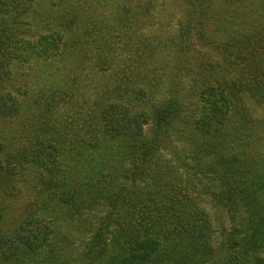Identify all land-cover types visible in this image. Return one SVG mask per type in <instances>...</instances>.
Segmentation results:
<instances>
[{
  "label": "trees",
  "instance_id": "16d2710c",
  "mask_svg": "<svg viewBox=\"0 0 264 264\" xmlns=\"http://www.w3.org/2000/svg\"><path fill=\"white\" fill-rule=\"evenodd\" d=\"M49 1L40 12L38 0H0V264H264V0H168L180 14L170 37L179 77L151 124L144 112L117 117L105 93L133 61L114 49L122 6ZM95 63L112 73L88 72L101 88L91 96L76 75ZM196 85L209 111L182 140L177 89ZM82 127L105 142L76 145Z\"/></svg>",
  "mask_w": 264,
  "mask_h": 264
},
{
  "label": "rangeland",
  "instance_id": "374dc122",
  "mask_svg": "<svg viewBox=\"0 0 264 264\" xmlns=\"http://www.w3.org/2000/svg\"><path fill=\"white\" fill-rule=\"evenodd\" d=\"M38 1L42 3L41 5L39 4L37 6V8L40 9V12L51 9L52 2H48V0ZM56 2L58 1L55 0V3ZM109 2V9H112L113 11L114 9L117 10L119 8L118 5L123 7H120V9L122 10L120 12V19H117L114 23V26L116 28L115 38H113V42L116 43L114 49L115 51H117V48L121 47V50H124L125 54L128 57H130L131 55L133 56V61L128 58L126 61L122 62L121 65L125 66L124 72H113L115 74V77H119L124 80L126 79L121 84V87H118V82L115 81L117 89L110 86L105 93L107 94V98L109 99L108 101L111 100V104H114L116 112L122 109H126L130 114L144 112L148 114L146 116V118H148V124H151L152 117L151 115H149L151 113V110H153L155 106H157L160 102H162L163 100L167 101L168 98L172 96V86L174 85L173 75H175L177 78L179 77L177 71L173 75H171L173 66V58L171 52L173 50H176L177 47L171 44L170 38L173 34H175L174 32H176V30H179L180 28L177 23L178 19L180 18L179 8L168 0H109ZM56 5H54L53 8L55 10H59ZM98 9L99 6L92 3L91 6L88 7L89 14L95 13L91 11H98ZM146 13H150L152 15L147 16ZM125 19L127 20L124 21ZM36 20L39 24L40 22L50 21L51 19L49 17H44V19L42 20L38 18ZM124 22L126 23L127 27H124ZM195 24L196 21L194 22L193 20V26H195ZM17 28H20L19 30L25 29L23 25H18ZM46 32L47 31L39 30L37 31L36 36L38 34ZM18 37L26 38V36H22L20 33H18ZM148 44H150L152 48H150ZM128 48L129 50L126 53V49ZM149 48L150 51L149 53H147V50ZM142 51H144V54L148 56V59L146 61L142 59H139V61H137L136 56L137 54H142ZM144 66H147L146 73L143 72L142 69V67ZM104 69L95 63L94 69H84L79 72L76 75V84L78 89H88L91 96L96 90H98L97 93L100 94L101 88L94 87V85L97 83V78L94 76L90 78L88 76V72L94 71L97 75H104L105 79L109 78V75L112 72L110 70ZM194 78H196L195 74L191 71L188 80H186V78L184 79V77H182V79L180 78L183 84L187 85L184 90H186V88H188L190 84H194ZM128 80H130L132 83L127 82ZM199 81L201 83V86L207 87L205 85H208L215 87V84L212 81H209V84H203L202 78ZM197 85L195 86V94L184 91L180 88L177 89L178 94L176 95L180 96L183 99L182 101L184 102V104H186L187 106V115L185 117V121L188 124L187 127L181 126L180 130L184 133L182 134L178 132V137L182 138L184 135L186 137L196 135L198 131H200V127H194V123L196 122L198 117L202 115V113L206 114L207 111H209V109H202L203 106H206L208 104L206 103V99L204 101V98L208 97V93L206 92L203 97H200V89H197ZM77 94V91L73 92V99L76 98ZM194 97L196 102L194 101ZM184 99H186V103ZM190 101H193L192 105L189 103ZM246 106L249 109H252L251 112L253 113V110H255L252 108L253 102L247 101ZM120 113L121 112L119 111L117 112V117H121L119 115ZM143 130L144 132H148V125H144ZM86 131L87 129L85 127H82V130H77L79 140L77 143H75L76 145H82L83 141L88 142V140L92 138H98L100 142H105V139L101 138L100 136H96L94 132L87 133ZM123 139L127 140L128 138L123 137ZM182 140L184 139L182 138ZM241 140H243V138H241ZM189 144L190 143L186 141L184 143V146H189ZM232 144L235 147H242L237 143ZM114 151H116V148L113 150L110 157L121 159L123 153L119 152L117 154H114ZM166 155L168 157L169 153H166ZM126 166L128 165L125 163V167ZM122 178V173H117L115 177L117 185H122ZM107 181H110V179L108 178ZM142 184L143 182L140 183V186ZM100 185L103 186L104 181H101ZM201 198L202 201H209V198L205 195H203ZM206 208L210 207L206 205ZM218 218L220 220L217 222V225L223 224L225 227H228L229 221L227 217L222 214L219 215ZM214 225L216 226L215 222ZM73 227V225H69L68 230L64 232L65 235H67L68 232L73 231Z\"/></svg>",
  "mask_w": 264,
  "mask_h": 264
}]
</instances>
